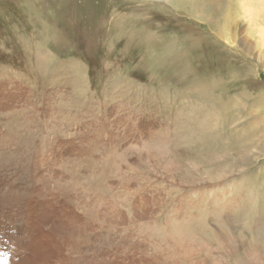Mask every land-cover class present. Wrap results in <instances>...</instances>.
I'll return each mask as SVG.
<instances>
[{"label":"rangeland","instance_id":"1","mask_svg":"<svg viewBox=\"0 0 264 264\" xmlns=\"http://www.w3.org/2000/svg\"><path fill=\"white\" fill-rule=\"evenodd\" d=\"M263 102L264 0H0V256L263 264Z\"/></svg>","mask_w":264,"mask_h":264},{"label":"bare ground","instance_id":"2","mask_svg":"<svg viewBox=\"0 0 264 264\" xmlns=\"http://www.w3.org/2000/svg\"><path fill=\"white\" fill-rule=\"evenodd\" d=\"M259 102V101H258ZM262 102V101H261ZM264 103V102H263ZM262 104V103H261ZM260 104V105H261ZM259 105V106H260ZM263 110H264V104H262L260 106ZM3 159V157H2ZM56 173V172H55ZM47 175V174H46ZM62 178V177H61ZM55 179V178H54ZM54 181V180H53ZM57 181V179L55 180ZM65 183V182H64ZM4 194V193H3ZM8 195V194H7ZM12 196V195H11ZM5 197V196H4ZM244 204V203H243ZM254 205V204H253ZM195 207V206H194ZM242 208V207H241ZM193 210V209H192ZM215 212V211H214ZM252 212V211H251ZM218 213V212H217ZM239 213V212H238ZM241 213V211H240ZM264 213V212H263ZM247 214V213H245ZM252 214V213H251ZM251 214H247L246 217L243 216V212H242V215L239 214L236 215L235 219H237L236 221H238L240 223V221H243V222H247L248 221V224H247V228H249V231H251L253 233V235L255 236V234L259 235V236H262V240L264 241V215H259L257 217H252ZM262 214V213H261ZM28 217V216H27ZM58 217V216H57ZM244 217V218H243ZM61 220V219H60ZM62 221V220H61ZM40 225L42 224H39L37 225L39 228L43 229ZM43 226H44V223H43ZM246 226V225H245ZM178 227V226H177ZM39 228H37V231L39 232ZM174 229V228H173ZM256 229V230H255ZM177 230V229H175ZM15 231V230H14ZM17 232V231H16ZM174 232V231H173ZM204 232V231H202ZM43 233V232H42ZM11 234V233H10ZM17 234V233H16ZM62 234V233H60ZM207 234V233H206ZM210 234V233H209ZM43 235V234H42ZM177 235V234H176ZM250 235V234H249ZM5 237V235H3ZM9 236V235H8ZM19 236V233L18 235ZM192 236V235H191ZM193 237V236H192ZM45 238V237H44ZM179 238V237H178ZM256 238V237H255ZM9 239V238H8ZM21 239V238H20ZM61 239V238H60ZM65 239V238H64ZM29 240V239H27ZM191 239H189L190 241ZM261 240V238H260ZM1 241V240H0ZM63 241V240H62ZM259 240H257L258 242ZM21 242V241H20ZM64 243V242H63ZM62 243V244H63ZM193 243V242H192ZM206 243V242H205ZM257 244V243H256ZM264 244V243H262ZM260 247V250L261 252L264 251V248H262V246L260 244H258ZM264 246V245H263ZM257 248V247H256ZM259 249V248H258ZM47 251V250H46ZM49 252V251H48ZM176 253V252H175ZM50 254V253H49ZM248 255H240V256H236V259L237 261H234V264H255L254 263V260H250L248 259ZM194 260V259H193ZM223 260V259H222ZM250 260V261H249ZM46 262H51V260L49 259V256L46 257ZM178 259H166V260H155V262L157 264H174V263H177ZM207 261V260H206ZM210 261V260H209ZM232 261V260H231ZM252 261V262H251ZM198 262V261H197ZM180 263V262H179ZM195 263V262H194ZM40 264V263H39ZM47 264V263H46ZM97 264H100V263H97ZM103 264V263H102ZM147 264H154L152 263V261H148ZM206 264V263H205ZM214 264V263H213ZM264 264V263H263Z\"/></svg>","mask_w":264,"mask_h":264},{"label":"built area","instance_id":"3","mask_svg":"<svg viewBox=\"0 0 264 264\" xmlns=\"http://www.w3.org/2000/svg\"><path fill=\"white\" fill-rule=\"evenodd\" d=\"M9 259L5 258V256H0V264H8Z\"/></svg>","mask_w":264,"mask_h":264}]
</instances>
